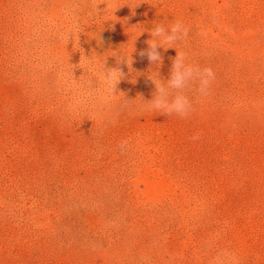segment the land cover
Masks as SVG:
<instances>
[{"label": "rangeland", "instance_id": "1", "mask_svg": "<svg viewBox=\"0 0 264 264\" xmlns=\"http://www.w3.org/2000/svg\"><path fill=\"white\" fill-rule=\"evenodd\" d=\"M0 264H264V0H0Z\"/></svg>", "mask_w": 264, "mask_h": 264}]
</instances>
